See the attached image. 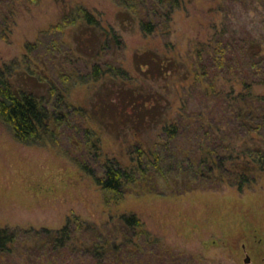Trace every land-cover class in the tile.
I'll return each instance as SVG.
<instances>
[{"label": "rangeland", "instance_id": "374dc122", "mask_svg": "<svg viewBox=\"0 0 264 264\" xmlns=\"http://www.w3.org/2000/svg\"><path fill=\"white\" fill-rule=\"evenodd\" d=\"M176 1L169 21L153 17L158 25L152 33L140 28L152 14L151 0H137L133 10L115 0L13 3L6 36L0 34V69L10 67L13 86L37 96L45 95L46 87L26 73L27 67L56 83L66 72L70 77H62L60 87L71 107L84 113L59 126L54 142L41 144L18 142L0 121V228L55 231L70 220L94 231H76V240L61 251L41 233L30 248L17 245L14 254H0V264H97L80 245L101 240L99 235L119 248L100 264H264V172L255 178L248 173L253 180L241 189L228 173L247 163L245 148L264 150V125L245 133L233 128L223 107L215 111L240 157L225 161V171L213 180L194 177L192 165L183 167L180 150L189 151L195 123L181 126L183 134L167 149L157 146L158 154L167 155L160 171L151 161L149 174L127 184L121 199L80 168L85 164L96 172L107 159L130 165L134 144L147 148L160 142L161 125L178 114L196 118L205 98L190 87L191 59L209 69L217 63L247 67L241 48L264 57V0ZM75 8L88 10L98 26L79 21L66 27L63 13ZM0 9H6L2 0ZM59 24H65L62 31ZM215 52L222 61H211ZM96 61L120 67L125 76L84 80ZM252 91L264 96V85ZM131 216L140 227L123 225L121 218Z\"/></svg>", "mask_w": 264, "mask_h": 264}, {"label": "trees", "instance_id": "16d2710c", "mask_svg": "<svg viewBox=\"0 0 264 264\" xmlns=\"http://www.w3.org/2000/svg\"><path fill=\"white\" fill-rule=\"evenodd\" d=\"M2 1L3 5H6V9H3V11L0 9V34L6 36V26L8 20L12 19L13 3L16 0ZM115 1L120 6L132 10L139 3L136 2L137 0ZM151 2L152 14L148 15V20L143 19L140 22V28L145 33L155 31L158 25L153 20L155 15L163 19V22H167L173 9L178 7L176 0H151ZM63 20L67 23L66 27L79 21L88 26H98V21L93 14L84 8H75L69 13H63ZM64 28L65 24L64 26L62 24L56 26V29L60 31ZM113 40L116 45L121 43L116 33L113 34ZM215 53L211 61L217 62L218 59L222 61L221 53ZM240 54L242 59L248 63L247 67L234 64L226 65L225 68L221 63H217L216 66L213 63L214 66L208 69L207 66L194 63L191 59L188 73L192 77L190 87H192V90L195 88V90L202 92L205 98L202 106L203 111L200 110L196 118L183 113L178 114L174 120L161 125L162 138L160 137V142L152 143L153 145L151 144L147 148H144L143 145L134 144L130 150V165L123 164L117 159H107L101 163L96 172L85 164H80V168L93 176L96 184L104 191L111 192L118 199H121L124 193L123 189L127 184L136 183L139 176L141 178L142 175L149 174L150 170L146 165L151 161L154 163L155 169L160 171L159 165L163 163V158L167 155L158 154L156 151L157 146L160 145L163 149H167L171 140H175L183 134L181 126L195 123L198 127L190 126L193 137L189 151L187 152L186 149V151L180 150L182 163H187V166L183 167L188 170V166H193L190 170L193 176L197 178L213 180V176L217 174L221 176L222 172L225 171L223 168L224 162L236 159V154L238 157L240 156L238 153L235 154L233 136H230V138L226 136L225 127L216 117L215 111L219 107H223L232 117L233 128L235 129L236 126L242 128L245 133L254 130L259 132V126L264 125V96H255L252 91L254 85H264V57L259 53H250L248 48H241ZM228 59L231 60L232 57L229 56ZM110 65L108 63L101 64L99 61L90 63L89 71L84 74L86 75L85 78L83 77L84 80H101L106 74H109L112 78L125 76V71L120 67ZM26 73L38 83L45 85V95L37 96L25 89L15 88L12 83V69L10 67L0 69V121L10 128L14 138L20 143L41 144L46 141L54 142L56 130L59 126L67 125L71 116L76 114L81 116L84 113H82L83 109L71 107L60 87L62 77L66 79L70 76L63 72L59 75V82L56 83L55 80L50 79L44 73H37L32 70L30 66L26 68ZM234 129H232L233 132ZM85 130L88 134L91 132L89 126ZM193 150H195V153L191 154ZM244 155L247 158V163L244 162V165L237 164L228 172L233 176L236 181L235 185L240 189L253 180L248 178V173H254L253 178H255V175L264 172V150L245 148ZM243 166L245 167L240 172L239 169L241 168L239 167ZM253 167L256 169L255 171L251 169ZM178 168L180 167L176 165L175 169ZM121 219L123 225L127 227H140L139 220L135 216L122 217ZM77 223H79L77 224L78 227L75 222L72 226L73 221L68 220L65 226L55 231L0 228V254H14L17 245L30 248L31 239L41 233H44L47 242L53 249L61 251L69 248L73 244L72 242L76 240V231L83 230L87 233L94 231L87 224ZM91 235L93 239V234ZM98 237L101 240H96V238L93 242L81 243L80 251L94 259L97 264H100L106 260L105 258L110 252H116L119 248L114 243L112 245L107 238H103L101 235Z\"/></svg>", "mask_w": 264, "mask_h": 264}, {"label": "water", "instance_id": "95a60500", "mask_svg": "<svg viewBox=\"0 0 264 264\" xmlns=\"http://www.w3.org/2000/svg\"><path fill=\"white\" fill-rule=\"evenodd\" d=\"M245 261L248 262V258Z\"/></svg>", "mask_w": 264, "mask_h": 264}]
</instances>
